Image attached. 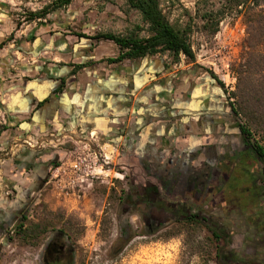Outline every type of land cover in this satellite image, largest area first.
Returning a JSON list of instances; mask_svg holds the SVG:
<instances>
[{"label": "rangeland", "instance_id": "1", "mask_svg": "<svg viewBox=\"0 0 264 264\" xmlns=\"http://www.w3.org/2000/svg\"><path fill=\"white\" fill-rule=\"evenodd\" d=\"M53 1L0 0V25L7 32L13 28L14 33V38L6 44H14L8 55L10 64L29 63L31 59L27 58L29 53L25 47L29 46L26 40L34 43L45 33L57 32L63 37L79 33L94 36L106 32L147 35V25L141 13L130 8L126 0L113 3L73 0L70 5L52 10L44 18L30 20L32 12L42 10ZM225 3L226 0H162V6L174 25L180 28L192 26L190 40L196 61L184 55L175 61L169 52L156 55L165 58L169 66L177 69L214 73L224 86L230 103L239 108L234 95L238 80L233 67L241 58L247 37L244 18L228 8L218 33L211 34L203 26L202 15L212 9H221ZM100 42L114 43L91 39L93 48ZM76 69L81 68L77 66ZM11 83L8 76L0 81V126L6 121L12 122L11 110L6 104L7 100L11 101ZM227 83H230L229 89ZM231 83H234L233 90H230ZM238 118L241 124L250 128L253 141L264 145L263 132L243 111H239ZM1 132L0 128V157L1 153L9 151L10 146V143L6 145V138ZM83 138H89L101 154H107L113 167L107 166V176L76 197L64 199L53 196L45 189V184L39 188L32 182L24 187L18 183L13 185L11 158L8 162H0L3 166L0 176L6 174L0 179V185L4 189L16 187L20 191V200L29 204L26 224L41 223L46 227L39 238L23 239L13 233L0 253V264H41L43 244L56 229L64 230L66 243L73 247L72 264H264V234H259L257 228L250 224L264 223V168L256 159L231 165L224 169L226 173L216 171L212 189L201 194L199 199L189 197L191 213L199 214V218L180 219L167 215L160 223H145L140 211L129 207L127 201L135 181H142L144 169L139 167L137 170L135 165L120 160L113 154V148L104 147L102 141L90 138V135ZM38 144H34V149L40 155L47 152V159L57 160V150L66 152L62 161L68 159L71 152L88 149L83 142L72 138L60 144L51 140L41 148L37 147ZM28 190L31 191L29 200L23 192ZM256 191L263 195H255ZM9 208L8 202L1 201L0 221L6 217L3 212L9 211ZM12 231L14 227H9L7 233ZM215 233L222 239L217 238Z\"/></svg>", "mask_w": 264, "mask_h": 264}, {"label": "crops", "instance_id": "2", "mask_svg": "<svg viewBox=\"0 0 264 264\" xmlns=\"http://www.w3.org/2000/svg\"><path fill=\"white\" fill-rule=\"evenodd\" d=\"M12 32L0 25V44ZM26 42L31 60L17 66L8 61L14 44L0 47V81L12 80V122L1 135L10 143L13 185L38 186L45 177L52 158L40 155L36 142L41 148L87 135L137 170L201 180L256 159L224 86L207 72L177 69L158 55L108 62L119 55L117 44L93 48L77 35L45 33Z\"/></svg>", "mask_w": 264, "mask_h": 264}, {"label": "trees", "instance_id": "3", "mask_svg": "<svg viewBox=\"0 0 264 264\" xmlns=\"http://www.w3.org/2000/svg\"><path fill=\"white\" fill-rule=\"evenodd\" d=\"M104 3H113L116 0H101ZM73 0H55L38 12L30 14V20L46 17L52 10H57L70 5ZM127 5L139 11L147 25V35L138 34L120 35L112 32L97 33L94 36L85 33H79L77 36L92 40H111L118 45L120 53L117 57L107 58L108 62H120L126 58H142L147 55H156L169 52L175 61L181 59L184 55L191 61H196V53L190 40L192 26L180 28L174 25L168 18L163 6L162 0H126ZM235 12L244 18L247 27V37L241 53L239 62L233 67L237 75V89L234 95L239 102V108L233 106V111L238 116L239 111L245 115L263 132L264 141V0H226L221 9H212L206 11L203 15V25L211 34H216L220 30L222 18L227 10ZM201 10L199 9V14ZM14 38V33L5 38L0 44L3 47L8 41ZM85 65H78L83 68ZM213 77L216 75L213 73ZM242 132L247 144L252 148L255 158L264 168V145L260 141H253V135L250 128L241 124ZM66 152L61 153L60 157L54 161L51 167L41 179L37 188L41 187L50 170L62 162ZM264 178V173L262 174ZM24 222L17 228V235L23 239L39 238L43 227L41 223L26 224ZM64 233V230H62ZM215 236L222 237L217 233ZM242 257V256H241ZM244 257H242L243 259ZM72 258L70 264H72Z\"/></svg>", "mask_w": 264, "mask_h": 264}, {"label": "flooded vegetation", "instance_id": "4", "mask_svg": "<svg viewBox=\"0 0 264 264\" xmlns=\"http://www.w3.org/2000/svg\"><path fill=\"white\" fill-rule=\"evenodd\" d=\"M10 125L11 123H8V121L2 123L0 126L1 133L9 132ZM23 143H25V141H23ZM9 157L10 153L6 150L4 153H1L0 162L2 160L8 162ZM54 161V159L49 160L47 164L49 168ZM2 169L3 166L0 163V174H2ZM143 169L142 181H135L131 193L127 197V201L129 202V207H134L137 211H140L145 223H160L167 215L175 216L180 219L200 217L199 214L195 215L191 213L188 202L189 197L199 199L201 196L200 194H205L210 190L211 186L213 187V185H215L213 176L215 177L216 171L213 172V176L204 173V179L201 180V178L197 176L190 177L185 173H177L174 176L163 171H155V169H152L153 171H150V169L146 167ZM3 176H6V174H3ZM3 176H0V179L4 178ZM23 192L29 200V198H31V191L28 190ZM19 194L20 191L14 186H8L4 189L0 185V205L3 200L10 204L9 211L3 212L6 217H2L0 221V253L3 250V246L12 238V234H17V228L24 222V218H28L26 210L29 204L23 199L20 200ZM254 194L258 196L263 195L261 192L259 193V191L254 192ZM15 201L17 203L16 206H14ZM250 224H253V226L257 228V231L260 232L259 234H264V223ZM9 227H14V231L8 234L7 230ZM73 252V247L68 245L65 241L64 233L60 229H56L48 237L47 243L43 244L41 264H70Z\"/></svg>", "mask_w": 264, "mask_h": 264}, {"label": "built area", "instance_id": "5", "mask_svg": "<svg viewBox=\"0 0 264 264\" xmlns=\"http://www.w3.org/2000/svg\"><path fill=\"white\" fill-rule=\"evenodd\" d=\"M231 84L230 90H233L234 83ZM229 85L230 83H227L228 89ZM91 138H94L93 135ZM83 143L88 148L87 151L71 152L68 159L50 170L45 189L53 196L64 199L76 197L80 192L86 193V190L92 188L97 180L107 176V165L99 160L89 144ZM102 157L106 163H109L107 154H102Z\"/></svg>", "mask_w": 264, "mask_h": 264}, {"label": "water", "instance_id": "6", "mask_svg": "<svg viewBox=\"0 0 264 264\" xmlns=\"http://www.w3.org/2000/svg\"><path fill=\"white\" fill-rule=\"evenodd\" d=\"M79 141H81V142H85V143H87V144H89L90 146H91V148L96 152V154H97V156H98V158H99V160L100 161H102L103 163H105L107 166H109V167H113V165L112 164H110V163H106L105 161H104V159H103V157H102V154H101V152H100V150L97 148V147H95L94 145H93V143L91 142V140L90 139H87V138H84V139H78Z\"/></svg>", "mask_w": 264, "mask_h": 264}, {"label": "bare ground", "instance_id": "7", "mask_svg": "<svg viewBox=\"0 0 264 264\" xmlns=\"http://www.w3.org/2000/svg\"><path fill=\"white\" fill-rule=\"evenodd\" d=\"M108 159L110 160L111 158H110V157H108Z\"/></svg>", "mask_w": 264, "mask_h": 264}]
</instances>
